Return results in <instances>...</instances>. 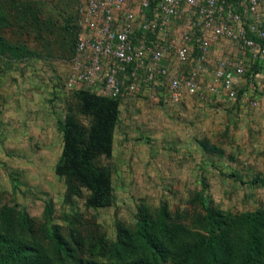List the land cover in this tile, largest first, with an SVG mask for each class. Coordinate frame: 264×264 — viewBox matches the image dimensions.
Segmentation results:
<instances>
[{
    "label": "rangeland",
    "instance_id": "374dc122",
    "mask_svg": "<svg viewBox=\"0 0 264 264\" xmlns=\"http://www.w3.org/2000/svg\"><path fill=\"white\" fill-rule=\"evenodd\" d=\"M82 1L0 0V49L16 65L0 70V235L26 248L23 264H111L149 254L135 224L156 221L162 209L167 231L153 229L160 261L196 264L181 252L205 239L207 209L219 214L230 264H240L251 212L264 264V94H253L256 106L239 96L171 102L143 89L125 98L111 156L93 160L111 178L109 206L93 207L85 184L56 172L59 120L66 110L91 120L64 85L72 56L65 25ZM28 60L31 68L19 64Z\"/></svg>",
    "mask_w": 264,
    "mask_h": 264
},
{
    "label": "built area",
    "instance_id": "2783aa9c",
    "mask_svg": "<svg viewBox=\"0 0 264 264\" xmlns=\"http://www.w3.org/2000/svg\"><path fill=\"white\" fill-rule=\"evenodd\" d=\"M74 24L67 89L252 106L264 94V0H83Z\"/></svg>",
    "mask_w": 264,
    "mask_h": 264
},
{
    "label": "trees",
    "instance_id": "16d2710c",
    "mask_svg": "<svg viewBox=\"0 0 264 264\" xmlns=\"http://www.w3.org/2000/svg\"><path fill=\"white\" fill-rule=\"evenodd\" d=\"M75 15L76 11L65 25V30L72 39L71 55L75 40ZM0 56L15 61L13 58H7L1 49ZM70 90L76 91L79 108L77 111L88 115L91 120L89 119L88 124H85V120L81 122L72 111L66 110L64 119L59 120L62 131V148L55 170L58 174L66 177L73 175L85 184L90 191L88 198L90 205L93 207L109 206L113 200L111 178L109 173L105 169L97 167L93 160L96 154L111 156L120 104L123 100L106 97L87 89ZM156 224L163 232L167 231L162 209H159L156 221L144 217L135 224L134 237L149 251L148 255L138 258L131 257V259L119 260L111 264H162L160 261L161 243L153 233ZM220 227L219 214L216 215L206 209L204 224L201 226L206 237L185 248L181 252L182 257L184 259L193 258L196 264H230L228 247L221 243L222 240L217 235ZM246 236V245L240 264H262L260 261L259 223L256 216L251 212L248 213ZM51 237L57 247L65 248L54 234ZM0 245L2 246L0 247V264L24 263L26 248L20 245L11 246L3 235H0ZM100 247L102 248V246ZM77 264L99 263L89 261L78 262Z\"/></svg>",
    "mask_w": 264,
    "mask_h": 264
},
{
    "label": "crops",
    "instance_id": "0c3cea01",
    "mask_svg": "<svg viewBox=\"0 0 264 264\" xmlns=\"http://www.w3.org/2000/svg\"><path fill=\"white\" fill-rule=\"evenodd\" d=\"M10 63H11V65H10ZM10 63H8V60L7 59H3V57H1L0 56V70H1V68H4L2 65H6V66H8V67H11V68H13V67H15L16 65H14L15 63L13 62V61H11ZM2 64V65H1ZM21 66L22 65H27L29 68H31L32 67V65L30 64V61L28 60L27 62H23V63H19ZM35 66H37V63H35ZM8 69V68H7ZM182 99H184V98H182ZM182 99H179V100H177V101H174V102H178V101H181Z\"/></svg>",
    "mask_w": 264,
    "mask_h": 264
}]
</instances>
